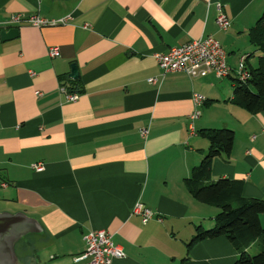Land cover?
<instances>
[{
	"label": "crops",
	"instance_id": "obj_1",
	"mask_svg": "<svg viewBox=\"0 0 264 264\" xmlns=\"http://www.w3.org/2000/svg\"><path fill=\"white\" fill-rule=\"evenodd\" d=\"M219 10L230 20L226 31L216 25ZM263 11L264 0H0V33L19 30L7 41L0 34V213L38 224L16 243L18 264H85L74 258L90 230H106L122 247L112 264L236 261L225 237L188 247L219 210L199 203L185 179L210 146L199 131L230 129L232 150L213 160L211 179L242 181L245 197L264 200V111L232 101L239 59L249 71L264 56L248 37ZM15 14L70 21L11 26ZM208 36L226 52L229 76L158 66L156 54ZM66 79L82 89L74 102L61 91ZM193 94L205 101L195 106ZM137 202L155 218L143 224L132 214Z\"/></svg>",
	"mask_w": 264,
	"mask_h": 264
},
{
	"label": "trees",
	"instance_id": "obj_2",
	"mask_svg": "<svg viewBox=\"0 0 264 264\" xmlns=\"http://www.w3.org/2000/svg\"><path fill=\"white\" fill-rule=\"evenodd\" d=\"M249 42L258 51L264 52V11L258 21L249 29ZM65 81V79L63 80ZM236 82L233 103L251 114L264 111V56L258 58L256 68L249 69V78ZM70 82V83H69ZM72 83V84H71ZM75 81L66 79L62 86L69 93H82ZM199 133L209 141L208 152L200 164L192 169L185 184L190 194L201 204L216 207L219 212L210 229L197 227V234L188 244L225 237L238 252L233 264H264V228L260 215L264 213V200L247 198L243 195V182L219 178L211 179V166L215 158L222 154L229 156L234 142V132L230 129H203ZM261 240L260 252L251 255L248 250Z\"/></svg>",
	"mask_w": 264,
	"mask_h": 264
},
{
	"label": "built area",
	"instance_id": "obj_3",
	"mask_svg": "<svg viewBox=\"0 0 264 264\" xmlns=\"http://www.w3.org/2000/svg\"><path fill=\"white\" fill-rule=\"evenodd\" d=\"M208 2L209 0H201ZM70 21V17L60 20H49L38 15H31L25 18L22 14H15L10 18L9 25H19L25 23L27 25L42 28L52 25H64ZM216 25L219 30L226 31L230 27V20L219 10L216 17ZM50 57L58 56V49L52 48L49 50ZM226 52L221 45L211 36L204 39L193 40L181 46L171 47L165 53L155 55L158 66L163 73L183 72L189 77H196L206 72H212L218 77L229 76L231 69L226 62ZM33 74V73H32ZM236 79L244 83L249 78V71L246 67V57L242 56L239 59L238 66L235 70ZM149 82L154 83V79H149ZM61 91L66 95L69 102H74L79 98V94L69 93L66 88L62 87ZM41 95V93H37ZM192 100L195 106H200L205 98L200 94H193ZM200 112L195 110L189 115V131L190 134H195L194 121L198 119ZM140 134L145 138L148 134V129L143 128ZM255 137H252L254 139ZM36 171H41L43 165L36 163L33 165ZM133 215H138L141 222L146 224L148 221L155 218L156 214L147 208L144 204L137 202L132 210ZM158 220L160 218L157 217ZM85 249L76 256V262L85 261V264H112L114 259L124 257V252L121 246L114 244L112 236L106 230H90L84 235Z\"/></svg>",
	"mask_w": 264,
	"mask_h": 264
},
{
	"label": "water",
	"instance_id": "obj_4",
	"mask_svg": "<svg viewBox=\"0 0 264 264\" xmlns=\"http://www.w3.org/2000/svg\"><path fill=\"white\" fill-rule=\"evenodd\" d=\"M3 41L11 40L19 35L18 28H9L1 31ZM69 77L73 80L79 78L78 67L71 65ZM38 224L27 218L24 214L15 215L0 213V264H18L14 247L17 242L29 234L37 233Z\"/></svg>",
	"mask_w": 264,
	"mask_h": 264
},
{
	"label": "rangeland",
	"instance_id": "obj_5",
	"mask_svg": "<svg viewBox=\"0 0 264 264\" xmlns=\"http://www.w3.org/2000/svg\"><path fill=\"white\" fill-rule=\"evenodd\" d=\"M261 217H264V213L260 215ZM261 223H262V226L264 228V220H261ZM261 238L258 240V244L254 245V246H251L248 250V252L251 254V255H256L260 252V245H261Z\"/></svg>",
	"mask_w": 264,
	"mask_h": 264
}]
</instances>
